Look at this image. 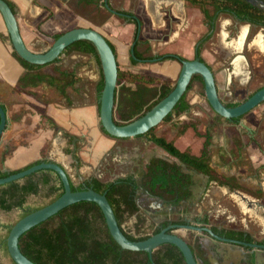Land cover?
Instances as JSON below:
<instances>
[{"label": "crops", "instance_id": "crops-1", "mask_svg": "<svg viewBox=\"0 0 264 264\" xmlns=\"http://www.w3.org/2000/svg\"><path fill=\"white\" fill-rule=\"evenodd\" d=\"M8 1L14 7L21 36L32 51L38 52L37 48H49L53 44V37L59 33L78 27L91 28L100 32L114 46L119 69L132 74H138L140 69H145L146 64H158L159 69L153 70L167 74L166 76L171 79L174 78L179 70L181 71L178 60L161 61L156 58L160 55L147 58L146 54L144 59H138L135 57V51L144 54L151 48L171 47L174 51L165 55L179 54L185 59L193 57L195 59L196 46L208 31L202 10L186 1L181 3L167 0H139L137 8L131 11L115 9L113 0H107L109 8L106 4L105 8L112 14L99 25H95L96 23L89 16L79 13L82 4L89 8L93 6L86 4V0ZM132 2L126 0L127 6H131ZM121 12H129L140 21L142 40L147 46L145 51L140 50L141 44L138 40L140 32L137 39L135 38L136 25L123 17ZM246 34L247 28L244 27L239 40L233 45L235 50L239 49L238 45L244 41ZM8 35L4 18L0 13V102L6 107L8 116L7 129L0 144V160L3 152L8 148L11 149L3 169L18 170L12 168L9 163L14 155L33 152L36 158L30 164L46 158L63 165L71 175L69 167L74 160L73 152L67 153L66 144L69 142L77 148L76 156L80 155V161L84 163L81 172H85L84 169L92 170L93 176L100 181L105 179V183L118 181L128 175L138 177V172L145 168L149 160L167 157L168 154L163 149L146 137L119 139L107 135L101 126L97 91L93 92V96L88 91H74L72 94L66 91L64 95L61 91H36L41 87L46 89L45 84L38 87L21 84L20 81L27 74V70L13 56V47ZM181 45H184L186 50L178 48ZM77 55L88 56L79 53ZM213 71L218 84L221 77L215 70ZM98 75L101 79V72ZM219 93L222 98L220 87ZM45 94H51V97L47 98ZM54 96L55 101L51 99ZM200 102L202 100L199 95L193 96L192 102L188 101L191 109L185 115L202 105ZM53 125H57V128ZM164 131L163 127L157 136L165 137ZM191 132L193 134L190 139H193L190 140V144L194 148L192 154L200 156L205 139L199 138L193 128L186 130L184 136L190 135ZM135 139L139 140L134 141ZM179 139L172 137L167 140L173 141L177 148L185 151L186 149H181ZM213 139L215 138H212L211 149ZM47 146H50V149L46 150ZM249 151H251L249 160L252 166L257 168L264 162L262 156L253 147H250ZM215 158L216 156H212L211 153V162L217 164L220 169H229L236 164L234 157L227 153L226 148L220 149L217 163ZM133 219L135 221V218ZM213 256H218V253Z\"/></svg>", "mask_w": 264, "mask_h": 264}, {"label": "trees", "instance_id": "trees-1", "mask_svg": "<svg viewBox=\"0 0 264 264\" xmlns=\"http://www.w3.org/2000/svg\"><path fill=\"white\" fill-rule=\"evenodd\" d=\"M5 1L14 10L13 5L8 0ZM106 1L107 0H86L85 3L93 5L101 2L102 5L105 6ZM183 1L198 6L202 10L205 24L208 27L207 33L200 39L196 46V58L201 61H205L201 55L203 45L214 36L220 15L226 14L242 23L264 27V6L260 5H264V0H258V4L251 0ZM209 7L212 8V11ZM121 15L128 18L130 23L136 25L135 38L137 39L141 28L140 21L129 12H121ZM63 34L64 33H59L55 35L53 40H57ZM8 40L11 42L10 35H8ZM109 44L116 54L114 46L110 42ZM148 51H150V49H148ZM67 53L89 55L97 61L101 72V79L97 84V97L100 110V100L105 82L102 64L96 46L91 41L81 40L68 47L62 55ZM145 54L146 53L138 54L135 51V57L138 59H144L143 57ZM13 56L25 70H27V74L20 81L21 84L23 83L26 86L38 87L41 84H48L51 87H56L62 94L66 95V91L74 87L80 81V77L75 73L65 70L58 69L57 72L59 75L58 77H54V79L53 77L46 76L42 72L44 67L59 62L60 58L48 65H35L21 58L15 50H13ZM156 58L161 61L185 59L176 54L161 55ZM195 80H199L203 83V79L200 75H195L192 83ZM192 83L188 91L192 88ZM132 85H134L135 88L132 87ZM118 86L116 111L120 119V121L116 122L118 125H125L144 116L174 89L170 82L162 83L153 81L152 79L140 75L123 72L120 69ZM186 95L187 93L180 100L174 111L165 118V122H169L174 114L182 116L190 111L191 105L186 100ZM226 105L228 107H235L239 104L230 103ZM4 108L6 110L5 106ZM237 120L239 119H234V121ZM53 126L57 128V125ZM102 130L109 135L103 127ZM154 130L155 129H152L147 134L139 137L148 138L149 141L159 146L173 158L181 161L189 169L203 172L207 175L213 173L210 153L213 137L210 132H206L204 135L197 134L203 137L205 141L201 150V155L196 156L189 151H181L173 141H168L165 137H158L154 134ZM185 132L186 127H184L183 134ZM235 144L240 148L242 141L238 139V141H235ZM72 152L73 150H67L69 154ZM10 153V148L3 152L2 160H0V179L26 170L34 165L52 162L46 158H42L24 168L5 171L3 169V164ZM177 170H180L177 164H170L167 161L156 158L153 159L151 164L147 167L141 180H138L133 175L110 183L91 178L76 185L71 180L72 191L76 192L93 189L100 194H106L115 212L118 224L127 238L131 241H144L152 235L161 233L170 225V222L164 221L157 226L153 225V232L151 234L148 233L147 219L139 214L140 208L136 200L138 185L141 184L143 188L151 194H157L167 199L174 198V196L178 194L180 195V201L181 199L187 198L190 193L186 183H182L180 177L178 178L175 175H171L173 171L176 172ZM64 192V185L60 176L55 171L41 170L23 179L0 185V210L5 212L22 211L23 218L48 205L40 208L26 207L29 197H43L52 199V202H54L62 196ZM133 217H135L136 220L131 226H127L126 224ZM12 227H10L9 233ZM7 238L4 244H0V248H5L9 253ZM240 238H242V236ZM20 249L25 256L36 264H187L180 249L171 244L162 245L154 251L153 260H151L150 255L146 252L123 250L111 236L101 208L93 202H80L69 206L54 217L34 227L20 238ZM13 264L16 263L13 261Z\"/></svg>", "mask_w": 264, "mask_h": 264}, {"label": "rangeland", "instance_id": "rangeland-1", "mask_svg": "<svg viewBox=\"0 0 264 264\" xmlns=\"http://www.w3.org/2000/svg\"><path fill=\"white\" fill-rule=\"evenodd\" d=\"M132 1L133 2L131 6H127L126 0H113L112 4H114L115 9H130L133 11L137 8L139 0ZM209 8L212 11V8ZM79 13L84 16H89V18L96 23L95 25L101 24L112 14L109 13V11L104 5H102L101 2L98 5L93 4V6L90 8L86 7L85 4H82V7L79 9ZM244 27L247 28V34L244 41L238 45V51L234 49L233 45L239 40ZM141 33L142 32H140V37L138 39L141 44L140 50L145 51L147 46L142 40ZM243 37L244 35L242 38ZM49 48H37V50H39L38 52L41 53L48 50ZM178 48L186 50L184 45H181ZM154 51H156V53H154ZM173 51L174 48L167 47L151 48L150 51L146 50L145 52L147 58H151L155 55L161 56L165 55V53H172ZM201 53L205 61L212 67L213 70H215L216 74H219L218 76L221 77L220 82H218V86L220 87L222 98L225 102H243L256 90L264 87V28L241 23L229 15L222 14L217 21L214 36L203 45ZM80 56L81 55H77V53H67L65 55H61L59 62L44 67L42 72L48 77H53V79L54 77H58V69L73 72L78 77H80V81L74 86V89L69 88L67 91H69L71 94L74 91H88V93L93 96V92L97 91V84L100 80V75H98L100 68L97 64V61L92 56ZM183 58L185 57L183 56ZM238 65L243 67V71H241V74L238 73L236 75L235 71L237 70ZM154 68L159 69V65L146 64L145 69H140L136 75H140L157 82H170L173 87L175 86L180 70L177 75L171 79L166 76L167 74L153 70ZM162 69H164V66H162ZM45 85L46 89L41 87L36 89V91H59L56 87H51L48 84ZM132 87L135 88L134 85H132ZM195 95L200 96L202 100L200 103L202 105L195 107L194 111H191L188 115L183 114L182 116H178L177 114H174L173 118L169 122L163 121L161 124L155 127L154 134L157 135L159 130L164 127L165 131L163 136H165L166 139L169 140L172 137H179L181 149H186L185 151H189L192 154L194 148L193 145L190 144V140L193 138L190 139V136L193 133L191 132L190 135L184 136L183 130L184 127H186V130L193 128V130L196 132V135L198 133L204 135L206 132H210L212 137L215 138L213 139V147L210 150V153H212V156H216V163L217 155L220 152V149L226 148L227 151L229 153H233V155L237 153V145H234V140L238 141L240 138V141H242L241 138L243 137V142H247L248 139L246 133L242 132V134L238 136V134L241 132L238 131V127L235 126L234 123H230V121H227L225 118L217 117L216 113L212 110L206 100L204 85L199 80H195L192 83V88L187 92L186 100L192 102V98ZM45 97H51V94H45ZM51 99L55 101L56 97L54 96ZM67 101L69 103V100ZM257 115H264V105L258 107L255 111L247 115L244 121L245 125L248 127H254L255 124L258 123L261 131L259 138L260 140L262 139L261 143L264 146V116L262 118L263 121L260 123L256 120V118L260 119V117L258 118ZM200 137L201 136H199V138ZM138 140L139 139H135L134 141ZM181 143H183V145H181ZM66 146L67 150L69 151L75 149V147L72 146L70 142L67 143ZM188 146L189 148H187ZM196 146H198V144H196ZM247 146H249V143H247ZM48 149H50V146H47L46 150ZM245 153L246 154H244V158L246 161H244V166L242 168L243 172L247 170L248 175V168L250 166L249 157L251 151L246 149ZM34 156L35 155L33 152L16 154L9 162L10 166L16 169L24 168L34 161L36 158V156ZM79 157L81 156L79 155ZM69 170L71 174L70 176L76 185L80 184L82 180L87 181L93 177L92 170L84 169L85 172L81 173L83 178L80 179L78 175H76L77 170L75 161H73V164H70ZM262 177L264 178V175ZM104 181L105 179L102 180V182ZM211 190L212 192L210 197L214 201L213 206L215 207V210H218V206L221 201L220 195H222V192L218 187H211ZM51 202L52 199L31 196L28 198L26 207L40 208ZM234 209V214L231 215L229 220H231L232 223L237 222L238 224H242V221L244 220V222L250 225L255 234L261 236L260 232L263 226H260L259 223H262L263 221L253 215L246 216L245 213H242L237 208ZM22 216V211L17 210L5 212L0 210V244H4L5 239L9 235L10 227L14 226L22 218ZM245 219H247V221ZM214 221L216 222L217 220L214 219ZM153 224L154 223L148 226V233L152 232ZM0 264H13V260L5 248H0Z\"/></svg>", "mask_w": 264, "mask_h": 264}, {"label": "water", "instance_id": "water-1", "mask_svg": "<svg viewBox=\"0 0 264 264\" xmlns=\"http://www.w3.org/2000/svg\"><path fill=\"white\" fill-rule=\"evenodd\" d=\"M167 1L183 3V0ZM251 1L257 4L259 3L258 0ZM260 5L264 6L263 4ZM106 7L109 8V4L107 2ZM0 13L4 18L10 35L13 50H15L21 58L31 64H51L59 59L68 47L81 40L91 41L96 46L100 56L105 82L100 100V121L104 130L114 138L129 139L139 137L147 134L150 130L161 124L165 118L174 111L180 100L187 93L195 75H200L202 77L206 100L212 110L216 113L217 117L225 118L227 120L238 119L247 115L264 102V88H262L240 105L228 107L220 96L215 73L207 62L201 61L198 58L192 60L181 59L178 60L181 64V71L172 92L144 116L125 125H118L116 122L120 121V119L118 118L116 112L119 89V66L117 55L107 39L100 32L91 28L83 27L71 29L55 40L48 50L38 53L32 51L26 46L20 33L15 12L5 0H0ZM0 116L1 144L3 135L8 125L7 111L1 102ZM74 145H77L76 141L74 142ZM72 159L75 161L76 167L79 170L80 161L76 156V149L72 153ZM4 170L7 171V169ZM41 170L55 171L61 178L65 192L54 202L23 217L12 227L7 238V246L10 257L16 264H36L25 256L20 249V238L23 235L34 227L54 217L62 210L80 202H93L101 208L111 236L123 250L146 252L150 255L151 260H153L154 251L162 245L171 244L180 249L187 264H198L190 245L182 237L169 233L172 228L177 227L175 225L166 228L159 234L150 236L144 241H131L128 239L118 224L115 212L107 198V195L100 194L93 189L73 192L71 177L67 169L57 162H44L34 165L26 170L0 179V185H5L23 179ZM138 188L139 190H143L141 185H139ZM198 230L202 231V229ZM207 232H209L213 237H216L212 231L207 230ZM224 241L246 245L240 242L228 240Z\"/></svg>", "mask_w": 264, "mask_h": 264}, {"label": "flooded vegetation", "instance_id": "flooded-vegetation-1", "mask_svg": "<svg viewBox=\"0 0 264 264\" xmlns=\"http://www.w3.org/2000/svg\"><path fill=\"white\" fill-rule=\"evenodd\" d=\"M237 50L239 51V49ZM235 72L236 75L238 73L241 74L239 65ZM262 88L264 87L258 90ZM241 103L237 104L240 105ZM262 105H264V102L258 107ZM247 115L238 118L239 120L237 121L229 120L241 132L238 136L245 132L248 139L244 143L243 137L241 138L242 145L240 148L237 147V153L234 155L226 149L227 153L234 157L235 166H231L229 169H220L217 164L211 162L213 173L207 175L187 168L181 161L168 154V157L158 159L167 161L170 164H177L180 167V170L173 171L171 175L180 177L182 183H186L190 193L189 196L179 201L180 195L178 194L174 198L167 199L157 194H151L145 188L143 190L138 188L137 203L140 208L139 214L147 219L148 226L152 223L157 226L164 221L170 222V225L166 228L177 226L172 228L169 233L182 237L190 245L198 264H264V178L262 177L264 175V162L257 168H254L250 162L248 175L247 170L243 172L242 168L244 161H246L244 158L245 150L253 147L264 161V146L261 143L262 139L260 140L259 138L261 131L258 123L254 127L245 125L244 120ZM263 116L257 115L260 119L256 118V120L261 123ZM235 141L234 145L236 146ZM247 143H249V146H247ZM75 149L77 152V148ZM153 159L148 161V164L145 168H142L140 173L138 172L139 176L136 177L138 180L142 179ZM83 166L84 163L80 161V169L76 168L79 178H83L81 174L83 173L81 172ZM93 178L95 177L93 176ZM82 182L84 181L82 180L80 184ZM211 187H218L222 192L218 210H215L214 201L210 197ZM234 208L239 209L246 216L253 215L263 221L259 223L260 226H263L262 228L260 227L261 236L255 234L250 225L244 222L243 219V221L240 220L242 224L232 223L229 220L231 215L234 214ZM133 218L129 220L126 224L127 226H131L134 223ZM214 219L217 221L215 222ZM245 220L247 221V219ZM198 229H202V231ZM207 230L212 231L216 237H213ZM241 236L242 238H240ZM224 240L240 242L246 245ZM215 253H218V256H213Z\"/></svg>", "mask_w": 264, "mask_h": 264}, {"label": "bare ground", "instance_id": "bare-ground-1", "mask_svg": "<svg viewBox=\"0 0 264 264\" xmlns=\"http://www.w3.org/2000/svg\"><path fill=\"white\" fill-rule=\"evenodd\" d=\"M242 69H243V67L241 68V66H240V71H242Z\"/></svg>", "mask_w": 264, "mask_h": 264}]
</instances>
